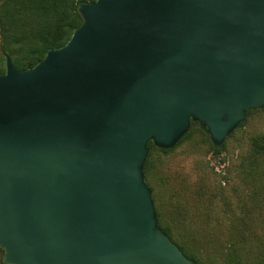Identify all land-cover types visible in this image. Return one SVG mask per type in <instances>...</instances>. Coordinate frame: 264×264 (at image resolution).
Masks as SVG:
<instances>
[{
  "label": "water",
  "instance_id": "1",
  "mask_svg": "<svg viewBox=\"0 0 264 264\" xmlns=\"http://www.w3.org/2000/svg\"><path fill=\"white\" fill-rule=\"evenodd\" d=\"M62 47L0 73L5 264H196L160 228L148 143L221 147L264 109V0H96Z\"/></svg>",
  "mask_w": 264,
  "mask_h": 264
},
{
  "label": "rangeland",
  "instance_id": "2",
  "mask_svg": "<svg viewBox=\"0 0 264 264\" xmlns=\"http://www.w3.org/2000/svg\"><path fill=\"white\" fill-rule=\"evenodd\" d=\"M3 64L0 57V67ZM200 128L191 127V137L168 154L156 147L146 182L174 238L190 241L201 262L225 264L232 241L250 238L264 246V196L256 194L264 193V156L254 161L252 150L253 137L264 134V109L247 114L244 126L227 138L217 156L208 132ZM3 255L0 249V259Z\"/></svg>",
  "mask_w": 264,
  "mask_h": 264
},
{
  "label": "trees",
  "instance_id": "3",
  "mask_svg": "<svg viewBox=\"0 0 264 264\" xmlns=\"http://www.w3.org/2000/svg\"><path fill=\"white\" fill-rule=\"evenodd\" d=\"M94 1L96 0H0V57L2 61L5 62V56L8 55L18 70L34 67L49 50L65 45L74 30L82 24V17L78 13L79 5ZM5 71V64H3L0 67V73H5ZM252 112L248 111V114ZM195 126L200 128L198 123L192 121V129ZM243 126L244 124L239 128ZM192 129L178 145L191 137ZM200 129L203 133L207 132V129ZM252 142L254 161H256V157L264 156V134L254 136ZM176 147L170 150L160 149V151L168 154ZM224 147V145L221 147L211 145L216 156L222 153ZM148 148L149 154L144 167L145 181L151 175V157L156 147L153 142H149ZM254 167V163L248 166L251 175H253ZM260 193L257 192V196H264V193ZM260 202L262 203L261 200ZM262 207L264 208V202ZM156 212L159 226L164 233L196 264H205L200 261V254L192 247L191 242L184 238L175 239L171 228L163 225L160 212L158 210ZM241 222L247 223L246 219H241ZM227 249L225 264H264V246H257L250 238L232 241ZM0 264H5L2 259H0Z\"/></svg>",
  "mask_w": 264,
  "mask_h": 264
}]
</instances>
